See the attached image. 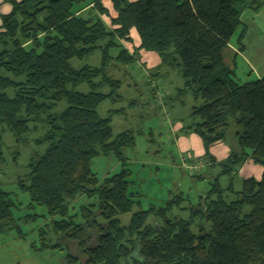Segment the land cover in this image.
I'll return each mask as SVG.
<instances>
[{
    "label": "trees",
    "instance_id": "1",
    "mask_svg": "<svg viewBox=\"0 0 264 264\" xmlns=\"http://www.w3.org/2000/svg\"><path fill=\"white\" fill-rule=\"evenodd\" d=\"M2 1L11 10L0 16V129L17 144L43 148L30 157L18 186L30 206L46 210L55 237L81 253L83 264H264V76L238 83L231 67L237 50L229 45L247 0H109L114 18L100 0L92 1L96 13L84 17L82 0ZM101 16L109 18V27ZM131 29L139 50L155 53L161 67L183 79L178 92L200 102L190 112L198 121L183 132L200 139L205 168L218 165L231 180L227 187L212 180L199 202L184 208L186 220L169 215L184 197L142 210L138 194L129 191L127 169L101 182L90 170L99 156L112 155L124 165L123 149L134 145L128 131L113 135V110L106 118L97 113L104 100H121L122 82L108 67L136 61L119 42L129 41ZM95 53L97 67L72 66ZM82 84L88 92L76 90ZM60 103L65 107L56 112ZM219 142L229 154L214 164L208 149ZM247 160L262 167L261 178L235 187L232 178ZM79 197L91 202L70 212ZM14 206L0 188V234L19 231ZM126 214L129 222L122 225L119 217ZM151 215L155 222L147 223ZM45 234L40 230L41 240Z\"/></svg>",
    "mask_w": 264,
    "mask_h": 264
},
{
    "label": "rangeland",
    "instance_id": "2",
    "mask_svg": "<svg viewBox=\"0 0 264 264\" xmlns=\"http://www.w3.org/2000/svg\"><path fill=\"white\" fill-rule=\"evenodd\" d=\"M91 1L93 0H82L81 4L87 5ZM7 6L8 4H0V13L4 12ZM90 10L93 12L95 7ZM242 30L244 35L238 44L237 40ZM229 45L233 51L237 50L236 55L231 58V67L235 72L234 79L238 83L264 76V0H247L242 6L240 25ZM238 46L242 48L239 50ZM111 53L117 54L116 51ZM99 63V53H95L81 63L76 60L71 61L76 69L83 64L97 67ZM127 71L129 75L122 76L119 71L114 70V65L111 64L108 67V72L122 82V86L117 91L121 100H115L116 97H113L114 100H104L98 106L97 113L99 117L106 118L113 110L110 123L113 135L128 131L133 136L134 145L123 149L124 165L112 155L99 156L91 160L90 170L101 182L119 173L123 168L127 169L130 172L129 191L138 194L135 199L140 202L142 210H148L150 207L157 209L171 200H176L178 196L184 197L185 201L181 203V208L174 207L169 215L171 218L178 217V219L186 220L188 218L186 210L189 205L196 204L199 195L207 193L212 179H196V175H199L201 171V176L207 173L205 165L197 161L187 163V159L176 152L175 127L163 103L164 96L165 99L171 97L177 99L178 101L173 104L179 103L176 115L182 119L183 123L190 124L198 121V118L190 117V112L192 106L199 105L200 102L194 100L188 92L182 94L178 92L184 86L181 77L171 76L167 80L171 84L165 83L166 90L160 86L161 90L159 87L156 88V84L159 86L155 80L157 75L145 70L140 62L135 61L129 65ZM161 81L166 80L161 79ZM131 82H135L137 87H133ZM76 90L86 93L88 87L82 84ZM108 90L104 88L102 92L108 93ZM64 107L65 103H60L56 112ZM0 135L3 155V158H0V188L8 192L15 203L13 215L19 227V231L12 230L6 234H0V264H83L81 253H75L61 239L62 237H55L51 232V220L46 210L40 206H30L28 194L21 191L18 186V180L28 172L27 164L30 157L34 152L42 151L43 148H37L32 142L28 145L17 144L6 130L0 129ZM38 135L40 134H34L31 138ZM223 144L220 142L215 147L219 155L225 152ZM213 151L214 148L212 153ZM262 171L260 165L249 161L242 173L232 178L235 187H238L243 179L253 178L258 181ZM221 183L222 187H226L229 181L224 178ZM76 200L72 203L70 212H75L79 205L91 202L86 198ZM137 209L134 207L133 211ZM57 219L56 217L55 220ZM129 219L130 214L119 217L122 225H127ZM79 221L78 219L77 222ZM154 222L155 218L152 215L149 216L147 223ZM40 230L46 233L43 240L40 239ZM55 244L60 246L53 248ZM70 254L76 256L77 260L68 262L67 255Z\"/></svg>",
    "mask_w": 264,
    "mask_h": 264
},
{
    "label": "crops",
    "instance_id": "3",
    "mask_svg": "<svg viewBox=\"0 0 264 264\" xmlns=\"http://www.w3.org/2000/svg\"><path fill=\"white\" fill-rule=\"evenodd\" d=\"M127 1L132 2L134 0H127ZM0 4H2V5L6 4L7 5V3H4L2 0H0ZM100 4L108 11L110 18H114L116 16V14L112 10V6H111V3L109 0H100ZM92 7H93L92 1L90 3H87L86 7L80 12V15L84 17V16H87V14H89V13L91 14L92 11L90 10V8H92ZM10 10H11V7L8 5L5 8V11L0 13V14L5 15V14L9 13ZM93 13H96V12L93 11ZM100 18L105 23L106 26H109V18L104 17V16H101ZM106 21H108V22H106ZM119 42H120V45L122 46V48L129 55L134 54L136 56V62H140L143 65L145 70H147L148 72L149 71L154 72L157 75V77H155V80H157L156 82L159 83V86H158V84H156V88L159 87L161 90H162V88L165 89L164 88L166 86L165 83H170L167 80H169L170 77L173 75L176 78L180 77L176 70H172L168 67H161L160 66V59L155 53L138 49L140 41H139V37H138V35L134 29H131L129 31V41H119ZM128 67L129 66H126V67H115L114 66V70H117V72L119 71L120 74H122V76H126V75H129V73L127 71ZM176 78H175V80H176ZM161 79H165L166 81H161ZM249 81H252V80H249ZM245 82H247V81H245ZM131 85L133 87H137V84L135 82H131ZM160 86L161 87L163 86V87L161 88ZM177 101L178 100L175 99L174 97H171L169 99H165V96H164V103H163V104H165V109L168 112V114L171 116V119L173 120V122H172L173 126L175 127V134H174L175 135V141H174V143H175L176 152L178 154H180L182 156V158L185 157L187 159V161H186L187 163H188V161L190 163H193V162L196 163V161H197V162H201L202 165H205V163H204V162H206L205 156H204L205 155V149H204L203 144L201 143L200 139L193 133L185 134L183 132V128L185 126H187L188 124L183 123L182 119L180 117H178V115H176V111L178 110L177 105L179 103H177L175 105H173V104ZM214 145H216V146H214ZM217 145H218V143H215V144L211 145L208 149L209 155L214 160V162H213L214 164L215 163L218 164L220 162H223L229 154L228 147L225 144H223L224 145L223 147H225L224 148L225 152L223 155H219L218 149L215 150L216 149L215 147H217ZM213 148H214V151L212 153ZM189 159H191V160H189ZM248 162H249V160H247L242 165V167L238 171V175L240 173H242L244 166L247 165ZM206 171H207V173H206L207 175L206 174L204 176L199 175L202 180L203 179L205 180L208 178H211L212 180H214L215 178H218V182L221 184V186H222L221 180L224 178H227L229 183L231 182V180H229V177L227 175H220L221 170L218 167V165H216L213 168H208ZM233 184H235L234 181H233ZM205 194L206 193L199 195L197 203L199 202L201 196H203Z\"/></svg>",
    "mask_w": 264,
    "mask_h": 264
},
{
    "label": "bare ground",
    "instance_id": "4",
    "mask_svg": "<svg viewBox=\"0 0 264 264\" xmlns=\"http://www.w3.org/2000/svg\"><path fill=\"white\" fill-rule=\"evenodd\" d=\"M79 198H82V197H79ZM77 201V200H76ZM76 206V205H75ZM79 206H81V205H79ZM73 207V206H72Z\"/></svg>",
    "mask_w": 264,
    "mask_h": 264
}]
</instances>
